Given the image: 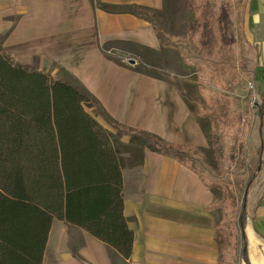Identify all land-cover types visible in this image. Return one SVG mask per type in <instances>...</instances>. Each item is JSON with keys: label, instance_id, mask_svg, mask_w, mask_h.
I'll use <instances>...</instances> for the list:
<instances>
[{"label": "trees", "instance_id": "trees-1", "mask_svg": "<svg viewBox=\"0 0 264 264\" xmlns=\"http://www.w3.org/2000/svg\"><path fill=\"white\" fill-rule=\"evenodd\" d=\"M89 1L106 13L129 14L148 23L160 48H171L183 63L193 64L204 98L205 83L216 74L213 65L194 52L189 43L176 42L166 35L155 18L157 10ZM224 6L225 0H194L198 12L211 11L216 28ZM259 56L258 49L251 45L247 71L258 100L249 109L248 122L259 142L249 138L251 148L246 149L245 165L236 169V142L244 129L234 110L224 117L208 119L204 132L210 164L191 145L171 144L155 134L119 124L64 69L59 71L62 79H51L46 73L18 65L0 48V264H40L53 219L64 220L100 240L112 260L116 255L128 261L133 233L123 215L121 170L124 155L139 164L144 149L190 169L214 196L206 212L214 221L218 264L247 262L244 203L263 164L264 89L256 80ZM134 71L161 80L144 69ZM85 107L92 108L95 116L116 133L103 128ZM123 136L128 137L127 143L120 141ZM231 175L246 176L240 206L225 184Z\"/></svg>", "mask_w": 264, "mask_h": 264}, {"label": "crops", "instance_id": "crops-1", "mask_svg": "<svg viewBox=\"0 0 264 264\" xmlns=\"http://www.w3.org/2000/svg\"><path fill=\"white\" fill-rule=\"evenodd\" d=\"M98 1L155 10H159L162 3V0ZM8 2L0 0L4 17ZM22 2L28 8L26 0ZM77 2L55 0L53 4L55 8L58 5L62 8L57 16L64 17L66 48L77 52L76 61L65 63V70L72 73L119 124L155 134L168 143H192V137H198L199 130L185 112L184 102L177 94L169 92L168 84L118 65L107 56H117L114 52H119L117 44L122 42L158 51L160 46L151 26L129 14L106 13L89 0H80V6ZM248 2L249 26L257 29L259 75L261 67L264 71V0ZM28 13V9L17 13L21 17L15 27L7 17L5 20L0 17V34L13 29V37L22 30ZM32 36L22 35L20 39L28 41ZM40 63L44 64L45 59ZM54 73L56 70L50 72L51 76ZM263 82L261 74L257 81L261 89H264ZM96 120L112 132L106 123ZM121 142L127 143L128 137L123 136ZM262 142L263 164L244 203L247 262L240 264H264V137ZM128 158L124 157L121 176L123 215L133 233L129 260L125 262L116 255L112 260L100 240L64 220L53 219L40 264H218L214 221L206 212L215 198L200 178L178 161L149 149H144L139 164Z\"/></svg>", "mask_w": 264, "mask_h": 264}, {"label": "rangeland", "instance_id": "rangeland-1", "mask_svg": "<svg viewBox=\"0 0 264 264\" xmlns=\"http://www.w3.org/2000/svg\"><path fill=\"white\" fill-rule=\"evenodd\" d=\"M79 1L77 3L80 6ZM26 3L28 8L22 0H9L6 5L5 17L10 20L12 27L16 26L17 20L21 17L17 13L22 14L24 9H28L29 13L24 20L22 30L13 37L11 33L13 29L0 34V48L5 46L2 49L3 53L28 70L36 69L48 74L51 79L58 77L62 79L60 69L65 70L63 67L65 63H73L77 58L75 50L66 48L68 40L65 37L64 17L57 16L62 8L60 5L56 8L53 6L55 0H26ZM1 12L4 11L0 9V17L4 19ZM62 12L64 14V11ZM250 13L248 0L245 2L225 0L223 16L218 28L212 22L211 11L198 12L194 8V0H162L160 9L154 14L166 35L176 42L189 43L194 52L202 56L205 61H210L211 66L213 65L212 69L216 74L211 78L212 80L206 81L204 98L199 93L202 85L198 71L193 69V64L183 63L177 52L171 48H159L156 51L122 42L117 44L119 52H114L117 56L107 54L108 58L120 62L124 67L133 71L144 69L168 84L169 92L177 94L184 102L185 112L191 116L196 130L197 128L199 130V136L192 137V143L187 141L183 145L193 146L195 148L193 151L210 164L212 160L208 158V145L204 132L208 119L224 117L229 111L234 110L237 113L239 126L244 129L243 136L236 142L237 156L234 163L236 169L245 165L246 149L251 148L249 138L255 143L259 142L257 132L252 130L253 126L248 122L249 109L258 100V96L253 93L250 73L247 71L250 46L254 45L258 49L257 29L255 26H249ZM197 20L201 23L195 24ZM194 27L195 32H193ZM29 34L33 35L30 40L20 39V36ZM191 36L195 39L191 40ZM9 37L10 41H7ZM107 47L104 46L105 49ZM127 51L132 54H125L124 52ZM42 59H45L44 64L40 63ZM128 59L134 60L135 64L130 65ZM261 68V74L264 76L263 67ZM53 70H56V73L51 76L50 72ZM261 74L257 76V81ZM84 109L88 114L105 123L101 117L95 116L92 108ZM106 126L112 131L111 133H116L109 125ZM245 135H248L247 138ZM128 159L131 160L132 157ZM225 184L236 204L240 206L246 176L231 175L225 179Z\"/></svg>", "mask_w": 264, "mask_h": 264}, {"label": "water", "instance_id": "water-1", "mask_svg": "<svg viewBox=\"0 0 264 264\" xmlns=\"http://www.w3.org/2000/svg\"><path fill=\"white\" fill-rule=\"evenodd\" d=\"M127 62H128L130 65H134V64H135V61L132 60V59H128Z\"/></svg>", "mask_w": 264, "mask_h": 264}]
</instances>
